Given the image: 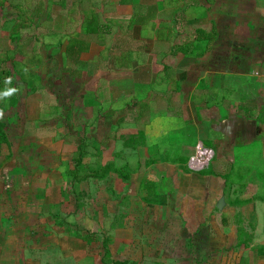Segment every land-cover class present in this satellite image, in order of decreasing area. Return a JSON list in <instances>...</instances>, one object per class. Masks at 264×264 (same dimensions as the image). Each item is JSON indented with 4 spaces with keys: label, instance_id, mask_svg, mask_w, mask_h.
Masks as SVG:
<instances>
[{
    "label": "crops",
    "instance_id": "crops-1",
    "mask_svg": "<svg viewBox=\"0 0 264 264\" xmlns=\"http://www.w3.org/2000/svg\"><path fill=\"white\" fill-rule=\"evenodd\" d=\"M56 60L81 83L76 106L91 93L111 120L108 152L131 155L109 167L131 188L122 201L181 231L235 227L245 247L258 226L264 264V0H0V264H105L107 246L147 245L117 208L97 230L64 222L84 198L63 187L84 180L54 161L69 124L44 82Z\"/></svg>",
    "mask_w": 264,
    "mask_h": 264
},
{
    "label": "rangeland",
    "instance_id": "rangeland-1",
    "mask_svg": "<svg viewBox=\"0 0 264 264\" xmlns=\"http://www.w3.org/2000/svg\"><path fill=\"white\" fill-rule=\"evenodd\" d=\"M49 64L52 67V73L43 74L44 82H47L50 86L48 91L57 96V99L61 101V107H65V112L69 115L67 120L69 124L63 128V132L67 134L60 139L61 144L56 149L54 161L66 178H72L73 181L77 179L84 180L77 187L75 185L69 187L67 183L63 187L64 191L69 190L71 192L76 188L80 195L83 194L82 197L84 198L81 202L80 197H77L78 203L76 205L80 206L81 204L82 206L81 216L74 215L72 209V215L68 216L67 221L64 220V222L78 228V232H80L79 224L97 230L99 226L101 227L99 213L105 214V212L117 208L120 209L119 212L125 217L127 223L135 229L137 227L138 232L147 241V245H125V247L118 246L114 249H109V246L106 245L105 264L261 263L262 259L255 251V248H257L255 243L258 226L247 229L248 233H254L252 235L254 242L252 241V245L245 247V245H238L235 241V227L228 230L227 233H220V235L219 231L208 225L199 227L193 233L190 229L181 231L180 228L173 226L174 219H167L166 216L168 215L163 211L159 212L158 208L142 207L136 197L132 201L130 197H127L126 201H122L126 193L131 192V188L123 184L125 180L123 171H113L109 167L113 163L114 166L115 163L122 165L131 155L125 154L122 157V155H112L108 152L111 151V147L107 146L106 140L110 141L111 138L103 137L101 133L103 131L105 134L112 127L111 120L103 121L99 119L95 109L98 105H95L91 93L86 98V104L84 102L81 106H76L79 103L77 95L81 88L80 81L72 80L69 73L62 70L59 60L52 61ZM50 67L47 68V71ZM85 86L92 88L93 83L85 81ZM31 92L36 94L38 90L35 88ZM84 93H89L86 88ZM40 156L43 158L39 162L46 163L48 160L47 154L44 152ZM132 157H137V155H132ZM105 167H108V169ZM124 172L126 173L127 170H124ZM254 188L252 187L249 194L252 193ZM241 196L243 197V195ZM250 209L249 206L246 208L247 214H253ZM205 210L207 212L204 211V213H210L207 208ZM257 210L263 213L262 208L258 207ZM146 213L147 226L144 225ZM251 214H249L251 217L249 222H252L251 220L254 218ZM104 220L105 224L107 223V226H109L111 217L107 216ZM200 220L206 221L203 218H200ZM218 221L219 219H217ZM134 223H136V227L133 225ZM79 235L85 236V233L82 232ZM103 235L105 234L101 233V239Z\"/></svg>",
    "mask_w": 264,
    "mask_h": 264
},
{
    "label": "built area",
    "instance_id": "built-area-1",
    "mask_svg": "<svg viewBox=\"0 0 264 264\" xmlns=\"http://www.w3.org/2000/svg\"><path fill=\"white\" fill-rule=\"evenodd\" d=\"M208 159L209 157L205 155H198V156L192 157L188 162V167L190 171H192L193 173H200V171L202 170L203 164H205V162H207Z\"/></svg>",
    "mask_w": 264,
    "mask_h": 264
},
{
    "label": "trees",
    "instance_id": "trees-1",
    "mask_svg": "<svg viewBox=\"0 0 264 264\" xmlns=\"http://www.w3.org/2000/svg\"><path fill=\"white\" fill-rule=\"evenodd\" d=\"M72 47L74 48V44L72 45ZM73 48H71V49H73ZM79 48H80V46H79Z\"/></svg>",
    "mask_w": 264,
    "mask_h": 264
}]
</instances>
